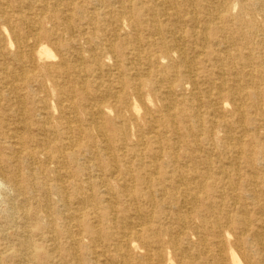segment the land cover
Returning a JSON list of instances; mask_svg holds the SVG:
<instances>
[{"label": "bare ground", "instance_id": "1", "mask_svg": "<svg viewBox=\"0 0 264 264\" xmlns=\"http://www.w3.org/2000/svg\"><path fill=\"white\" fill-rule=\"evenodd\" d=\"M23 1L0 0V264H264V0Z\"/></svg>", "mask_w": 264, "mask_h": 264}, {"label": "rangeland", "instance_id": "2", "mask_svg": "<svg viewBox=\"0 0 264 264\" xmlns=\"http://www.w3.org/2000/svg\"><path fill=\"white\" fill-rule=\"evenodd\" d=\"M27 3H31V0L30 1L29 0H24L23 1V4H27ZM78 3H81L82 6H84L86 8H89V9L94 8L93 10L95 12H97V14L101 15L100 16L101 18L104 16L103 15V11H108L109 9L113 8V5L110 8H103V7H101V5H102L101 4V0H99V1L98 0H93L92 2H91V0L90 1H87V0H78ZM33 4L36 7L39 4V1L38 2L37 1H34ZM5 7L7 8V6H5ZM44 25L47 26L48 28H51L53 25H56V26L58 25L57 28L59 30L62 31V29H64L63 26H60L59 23L57 21H55V20H49ZM73 25L74 26L80 25V26L87 27L86 24H85V22H82V20H79L77 18L73 21ZM8 29H9V27L7 25H5L4 23H2V21L0 20V30H5L8 33V36H9V30ZM67 34L68 35H67V38H66V43L70 44L71 41L73 40V36L71 35L70 32L67 33ZM9 40H10V38H9ZM112 40L115 43H117V41H118L116 38H112ZM0 42H2L1 37H0ZM6 46L9 48L11 46V43L9 41H7ZM50 48H51L52 52L56 56L59 55L58 54V50L55 47L50 46ZM8 53H9V50L7 48L6 49H3V50H0V58L2 57L1 55H7ZM81 141H82V144H85V145H90L91 144L90 138L88 136H86V135H84V136L81 137ZM89 158H90L89 155H87V156L83 157L82 162H81L82 163L81 167H83L84 169H86L85 171H87V172H88V170H87L88 168H86V161ZM1 190H2V188L0 187V191ZM1 197H2V195H1V192H0V201L2 199Z\"/></svg>", "mask_w": 264, "mask_h": 264}]
</instances>
